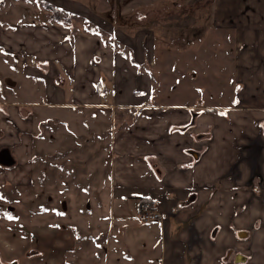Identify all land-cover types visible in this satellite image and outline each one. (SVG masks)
<instances>
[{"label": "crops", "instance_id": "0c3cea01", "mask_svg": "<svg viewBox=\"0 0 264 264\" xmlns=\"http://www.w3.org/2000/svg\"><path fill=\"white\" fill-rule=\"evenodd\" d=\"M42 1L72 14V23L0 13V80L20 98L0 88V151L9 149L15 161L0 163V185L35 186V200L63 203L52 219L62 214L70 223L11 219L0 230L1 257L16 252L14 264H236L242 253L243 264H264V0H215L217 29L193 35L194 52L174 49L169 12L156 24L137 10L119 18L114 1ZM77 19L99 33L77 29ZM169 37L170 45L159 44ZM189 38L181 31V42ZM223 42L233 85L215 87L204 82L205 50L215 56ZM177 55L188 59L180 67ZM196 55L202 58L189 60ZM10 58L23 66L17 77ZM76 194L81 206L72 218ZM145 206L160 219L141 221Z\"/></svg>", "mask_w": 264, "mask_h": 264}, {"label": "rangeland", "instance_id": "374dc122", "mask_svg": "<svg viewBox=\"0 0 264 264\" xmlns=\"http://www.w3.org/2000/svg\"><path fill=\"white\" fill-rule=\"evenodd\" d=\"M90 3L92 2L96 7H101L102 4L100 3H107L106 0H86ZM111 1H114L117 3V6H119V9L116 10L118 13V17L123 16L125 19H127V16L131 18V15L133 11L137 10V16H143L148 15V17H151L153 19L156 17V24H159V19L162 18L163 12H169V16L167 17V20L164 21V23H168V30L172 35L173 39V45L178 46V51L184 50L185 52H194L197 50V46L199 43H195V36L202 35L210 33L211 31L217 29L214 27V23H212V4L215 0H109L108 5H112L110 3ZM52 5H54L52 3ZM57 7L56 5H54ZM59 8V7H57ZM182 8V10H181ZM44 9V6L38 2V0H0V13L4 15L3 17H17L21 16L22 20H32L40 19V20H46L49 18V13L45 12L44 15L41 13V10ZM61 9V8H59ZM135 9V10H134ZM166 9V10H165ZM62 10V9H61ZM64 11V10H63ZM115 12V10H113ZM193 12V15L190 14ZM167 16V15H166ZM112 18V17H111ZM110 18V19H111ZM65 21V20H64ZM77 29L85 30V31H91V32H98L96 29H94L90 24H88L86 21L77 19ZM64 23V22H63ZM61 23V24H63ZM154 23V22H153ZM165 26H160V28H163ZM126 28V27H125ZM130 28V27H129ZM225 29H223L224 31ZM181 31H183V34L188 35L190 38L189 41L181 42L180 41V35ZM230 30L226 33H229ZM99 33V32H98ZM171 37H169L166 41L161 40L159 42L160 45H170L172 42ZM181 44L183 46H186V48L181 49ZM223 48L221 50V53L216 54L215 56L206 51V58L204 59L205 62V74H204V82L208 83V85H214L217 87L218 84L224 85V84H231L232 77L224 70V67L228 66V57L222 56V51L225 53H229L228 50V43H220ZM232 45V43H229V46ZM202 58L201 55L199 56H193L189 60L193 61H199V59ZM186 60H188L186 57H181L179 55L175 56L174 58V67H180L183 64H185ZM10 68L12 70H9L11 74H15L14 76L17 77L16 73H22L23 66H19L16 60L14 58H10ZM219 67L222 69V74L215 73L213 68ZM0 75H3L0 73ZM9 77L10 75H5ZM178 79H174L173 81H177ZM5 81V80H4ZM2 79L0 80V88H6V91L9 98L12 99H19V97H15L13 95V87L4 86L2 83ZM11 88V89H10ZM212 90L210 89V93ZM216 93V92H215ZM227 93L221 92L219 100H223L222 98ZM210 95V94H209ZM206 94V100L208 102L210 96ZM37 109L36 107H34ZM2 131H0V134ZM80 187V186H79ZM78 187V189H79ZM72 190H75V187H72ZM46 191H49V187L46 189ZM23 192L24 194H27L32 200L27 203L20 202L19 200L15 201L16 199L15 194L18 195ZM52 192V191H51ZM37 194V189L35 186L32 188H28V191L24 192V189L18 188V190L14 191V188L12 190L9 189L6 190L3 185H0V230L4 229L6 222H11V219H13V223H24L27 226V224H44L48 225L50 223H53L54 221H59L60 223H70L68 217H64L65 215L59 214L54 215L57 216L56 219H52V213L54 211L58 212L59 208L62 213L64 212V205L63 203L60 204L57 201H44L41 202L39 200H35V195ZM45 197H47V194H44ZM22 197H24L22 195ZM19 199V196H18ZM34 199V200H33ZM78 199H82L81 194H76L74 197V200H70V207H69V213L68 215L74 218L75 216V209L78 206H81L78 202ZM78 202V203H77ZM86 203V202H82ZM100 206L101 203H95V206ZM59 206V207H58ZM25 208L24 212L22 213V210ZM11 210H13V214H11ZM25 211H29V214L25 213ZM42 212V213H40ZM44 212V213H43ZM85 213L87 212L84 211ZM37 213H40L37 215ZM29 216V218H27ZM11 217V218H10ZM21 217V218H20ZM64 217V218H63ZM24 221V222H23ZM77 229V228H76ZM4 232V231H2ZM19 234H17L18 236ZM3 237V235H1ZM86 240L85 235H79V241L81 244H84V241ZM2 242V241H1ZM16 252H12V255H9L7 258H2L0 255V264H14L15 260H18V258H15ZM15 259V260H14ZM20 264V263H17Z\"/></svg>", "mask_w": 264, "mask_h": 264}, {"label": "trees", "instance_id": "16d2710c", "mask_svg": "<svg viewBox=\"0 0 264 264\" xmlns=\"http://www.w3.org/2000/svg\"><path fill=\"white\" fill-rule=\"evenodd\" d=\"M38 2H40L44 6V9H46L49 13V18H47V22L55 21V22H58L60 24L63 22L72 23V20L74 18L72 14L55 7L51 3H48V2H45L42 0H38ZM190 14H193V12ZM167 15L169 16V13ZM100 32H102V31H100ZM157 79H158V83H159L160 79L159 78H157ZM145 208H148V207L145 206L144 208L141 209V211H143Z\"/></svg>", "mask_w": 264, "mask_h": 264}, {"label": "water", "instance_id": "95a60500", "mask_svg": "<svg viewBox=\"0 0 264 264\" xmlns=\"http://www.w3.org/2000/svg\"><path fill=\"white\" fill-rule=\"evenodd\" d=\"M1 153H5V157H6V160H2L0 158V163L3 164V165H6V166H11L14 164V159L11 155V152L9 149H4ZM0 153V155H1ZM190 153L197 159L199 158L200 156V153L198 151H195V150H191ZM241 234L243 235V233H240V236ZM248 260V257L243 255L242 253H237L236 256H235V259H234V262L236 264H243V263H246Z\"/></svg>", "mask_w": 264, "mask_h": 264}, {"label": "built area", "instance_id": "2783aa9c", "mask_svg": "<svg viewBox=\"0 0 264 264\" xmlns=\"http://www.w3.org/2000/svg\"><path fill=\"white\" fill-rule=\"evenodd\" d=\"M140 219L144 222L157 221L160 219V214L154 209L145 208L140 213Z\"/></svg>", "mask_w": 264, "mask_h": 264}, {"label": "flooded vegetation", "instance_id": "af4514ba", "mask_svg": "<svg viewBox=\"0 0 264 264\" xmlns=\"http://www.w3.org/2000/svg\"><path fill=\"white\" fill-rule=\"evenodd\" d=\"M3 150H4V149H3ZM3 150H2V151H3ZM2 151H0V153H1ZM0 158H1L2 160H3V159L6 160L5 153H1Z\"/></svg>", "mask_w": 264, "mask_h": 264}, {"label": "snow or ice", "instance_id": "6c2138e0", "mask_svg": "<svg viewBox=\"0 0 264 264\" xmlns=\"http://www.w3.org/2000/svg\"><path fill=\"white\" fill-rule=\"evenodd\" d=\"M11 218V217H10Z\"/></svg>", "mask_w": 264, "mask_h": 264}]
</instances>
